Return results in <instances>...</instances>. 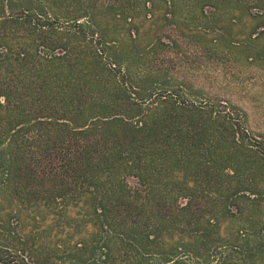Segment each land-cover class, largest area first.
<instances>
[{"label": "trees", "instance_id": "16d2710c", "mask_svg": "<svg viewBox=\"0 0 264 264\" xmlns=\"http://www.w3.org/2000/svg\"><path fill=\"white\" fill-rule=\"evenodd\" d=\"M83 1L0 0V264H264V141L175 92L134 88L129 50ZM165 3L197 31L207 7L264 13V0Z\"/></svg>", "mask_w": 264, "mask_h": 264}, {"label": "rangeland", "instance_id": "374dc122", "mask_svg": "<svg viewBox=\"0 0 264 264\" xmlns=\"http://www.w3.org/2000/svg\"><path fill=\"white\" fill-rule=\"evenodd\" d=\"M144 1L95 2L96 28L106 30L110 40L124 45L131 54L135 79L130 83L134 88L143 83L144 92H175L188 102L223 112L241 127L248 144L256 147L264 141V13L251 8L212 15L213 9L207 7L203 27L197 31L193 21L187 24L181 12L170 10L165 3L169 0H149L148 8L154 3V8L148 11L151 13L140 7ZM73 2L81 10L87 9L83 0L81 3L66 0L65 6H72ZM115 5L123 6L125 12L106 10ZM258 179L264 181V172ZM130 182L135 184L133 179ZM256 200L263 212L264 193ZM245 208L249 214L250 208ZM52 220L49 216L46 222L36 226L39 238L50 236L48 226L58 224ZM78 232L85 233L82 227H76L70 236L63 231L58 233L60 238L65 235L71 238L75 233L81 234ZM222 232L231 235V230L223 228ZM64 249L69 257L72 248Z\"/></svg>", "mask_w": 264, "mask_h": 264}]
</instances>
